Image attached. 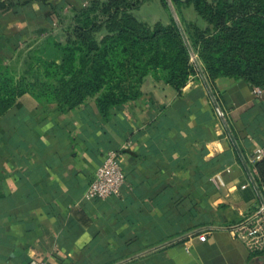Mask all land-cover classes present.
Returning <instances> with one entry per match:
<instances>
[{
    "label": "crops",
    "instance_id": "crops-1",
    "mask_svg": "<svg viewBox=\"0 0 264 264\" xmlns=\"http://www.w3.org/2000/svg\"><path fill=\"white\" fill-rule=\"evenodd\" d=\"M89 1L0 0V59L62 42ZM42 58L62 53L50 45ZM253 89L218 78L216 106L197 75L179 91L147 77L107 119L94 98L64 111L20 98L0 117V264H264L233 232L261 205L264 90ZM110 150L126 186L87 200Z\"/></svg>",
    "mask_w": 264,
    "mask_h": 264
},
{
    "label": "trees",
    "instance_id": "trees-1",
    "mask_svg": "<svg viewBox=\"0 0 264 264\" xmlns=\"http://www.w3.org/2000/svg\"><path fill=\"white\" fill-rule=\"evenodd\" d=\"M159 2L167 10L166 0ZM235 2L250 12L233 14L234 1L216 0L212 10L192 0L207 27L197 33L183 26V32L210 87L218 78H232L264 90V61L258 50L245 46L243 38L248 28L264 29V0ZM131 10L125 0H91L73 12L62 42L47 40L18 52L10 63L0 59V117L27 95L38 105L56 104L63 111L94 98L100 115L107 119L113 107L140 96L146 77L182 89L195 70L177 25L170 20L169 27H150L137 21ZM168 37L173 44H166ZM50 45L62 53L60 63L42 58ZM253 170L264 200V157L253 164ZM255 255L264 261V248Z\"/></svg>",
    "mask_w": 264,
    "mask_h": 264
},
{
    "label": "rangeland",
    "instance_id": "rangeland-1",
    "mask_svg": "<svg viewBox=\"0 0 264 264\" xmlns=\"http://www.w3.org/2000/svg\"><path fill=\"white\" fill-rule=\"evenodd\" d=\"M215 1L216 0H195V2L201 3L202 7L212 10L216 6V4L214 3ZM227 1H234L232 10L233 14L241 15L243 13L245 14L250 12L249 8L246 5H239L235 2L236 0ZM125 2L126 4L134 8V10H131V14L134 16V18L137 21L144 23L150 27H153L156 24H160L165 28L169 27L170 20H173V22L175 23V20L173 19L169 8H167V10L164 9L159 0H149L146 2H141V0H125ZM171 5L181 25L182 30L183 26L193 27L197 29V33H201L206 30L207 25L196 13L193 7L192 0H176V4L173 5L171 3ZM243 38L245 39V46L251 50H258L260 52L259 54L261 56V60L264 61V48L262 47V44H264V29H261L258 26L248 28L246 33L243 35ZM164 41H166V44L174 43V40L171 39V37L166 38ZM161 44L163 45V42ZM194 59L196 60L199 68L203 73L201 63L197 56L194 54V58L191 56V62H193L195 70L194 75H197L199 79H202L200 72L194 62ZM263 248L264 247H262L260 250H256L255 252H260Z\"/></svg>",
    "mask_w": 264,
    "mask_h": 264
},
{
    "label": "built area",
    "instance_id": "built-area-1",
    "mask_svg": "<svg viewBox=\"0 0 264 264\" xmlns=\"http://www.w3.org/2000/svg\"><path fill=\"white\" fill-rule=\"evenodd\" d=\"M253 93L261 96L262 90L254 88ZM263 157L264 149H256L252 156V163L254 164ZM125 186V175L120 167L118 154L111 150L106 151L103 161L97 167L94 178L85 192V198L87 200L119 198ZM233 232L251 252L264 247V207L262 203L253 214L236 226ZM197 238L199 242H204L206 235L202 233Z\"/></svg>",
    "mask_w": 264,
    "mask_h": 264
},
{
    "label": "water",
    "instance_id": "water-1",
    "mask_svg": "<svg viewBox=\"0 0 264 264\" xmlns=\"http://www.w3.org/2000/svg\"><path fill=\"white\" fill-rule=\"evenodd\" d=\"M166 2H167V5H168L169 10H170V12H171V14H172V16H173V19L175 20V23H176V25H177V27H178V29H179V31H180V33H181L183 39H184L186 45L188 46V49H189V51H190V54H191V56L194 58V54H193V52L191 51V49H190V47H189V45H188V42H187L186 37H185V35H184V32H183V30H182V28H181V25H180V23H179V21H178V19H177V16H176V14H175V12H174V10H173V7H172V5H171V2H170V0H166ZM194 62H195L196 66H197V68H198V70H199V72H200V75H201V77H202V80H203V82H204V84H205V86H206V88H207V90H208V92H209V94H210V96H211V98H212L214 104L217 106V103H216V101H215V99H214V97H213V94H212V92H211V90H210V87H209V85H208V83H207V81H206L205 76L203 75V73H202L201 69L199 68V66H198V64H197V62H196L195 59H194ZM249 174H250V173H249ZM253 184H254L255 188L257 189L258 195L260 196V199H261L262 206L264 207V200L262 199V197H261V195H260V193H259V190H258V188H257V185H256V183H255L254 181H253Z\"/></svg>",
    "mask_w": 264,
    "mask_h": 264
}]
</instances>
